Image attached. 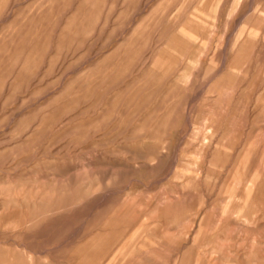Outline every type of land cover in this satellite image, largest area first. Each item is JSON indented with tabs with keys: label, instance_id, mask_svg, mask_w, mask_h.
Listing matches in <instances>:
<instances>
[{
	"label": "rangeland",
	"instance_id": "1",
	"mask_svg": "<svg viewBox=\"0 0 264 264\" xmlns=\"http://www.w3.org/2000/svg\"><path fill=\"white\" fill-rule=\"evenodd\" d=\"M0 264H264V0H0Z\"/></svg>",
	"mask_w": 264,
	"mask_h": 264
}]
</instances>
